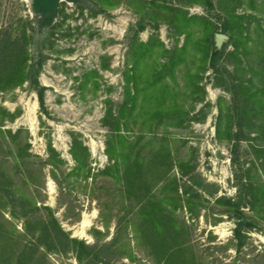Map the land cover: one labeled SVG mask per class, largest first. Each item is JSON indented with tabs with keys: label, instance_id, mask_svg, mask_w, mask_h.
<instances>
[{
	"label": "rangeland",
	"instance_id": "rangeland-1",
	"mask_svg": "<svg viewBox=\"0 0 264 264\" xmlns=\"http://www.w3.org/2000/svg\"><path fill=\"white\" fill-rule=\"evenodd\" d=\"M230 11L246 18L239 57L209 37ZM47 21L33 0H0V61L20 53L29 68L23 86L0 88V264H264V195L252 209L243 187L264 186V118H239L233 100L240 80L264 81V0H60ZM137 49V100L120 118ZM118 127L139 185L107 155ZM220 198L241 203V241L243 217ZM154 203L178 229L172 242L151 208L139 212ZM168 245L181 247L169 263Z\"/></svg>",
	"mask_w": 264,
	"mask_h": 264
},
{
	"label": "trees",
	"instance_id": "trees-1",
	"mask_svg": "<svg viewBox=\"0 0 264 264\" xmlns=\"http://www.w3.org/2000/svg\"><path fill=\"white\" fill-rule=\"evenodd\" d=\"M34 1V5L36 6V10L38 11V13H40L42 16H46L47 17V23L50 24L56 17V13L58 10V7L60 5V0H33ZM68 1H72L75 2L76 0H68ZM181 17V22L182 23H188L190 21H192L193 19H189L187 16H183L180 15ZM227 20L225 22L224 28L222 30V34H226L228 35L229 33H232L230 37V40L232 42H234V46H235V50L233 53H231V56L233 57H239L241 54L240 52V45L239 44H243L246 45L248 44V39L244 38L242 34H238L235 33V29H241L243 27V23L245 22L246 18L245 17H241L236 15L235 11H230L227 13ZM195 20V19H194ZM239 26V27H238ZM216 33L214 30H209V37L214 36ZM245 40V43H243V41ZM3 47V44H0V48ZM140 48H144V45H141ZM23 54H26V52L23 51ZM135 57H136V67L134 69V74L135 76L133 77H127V86H126V100L123 104V106L121 107L120 110V118H123L125 116V114L127 113V111H129L130 106L131 108L133 107V104L136 102L137 98H132L131 95V89H130V83L131 80H135L136 76H138V70L137 67L139 66V63L142 60V55H143V51L141 49H137L135 50ZM249 54V52H248ZM20 53H15L13 54L11 57H7L6 61H0V68H2L3 66L7 65V73L5 74V76L0 75V80L4 79L5 80V85L4 87H2V84H0V88L2 90L4 89H14L16 87H21L23 86L28 80H29V68L27 66V59H23V61H20ZM260 55L263 56L264 58V53H260ZM219 59V53L218 52H213V58H212V67L215 68V66L217 65V61ZM10 65V66H9ZM238 69L240 68L241 64L237 65ZM261 70V69H260ZM264 70V68H262V71ZM157 76V80H161L164 77V73L163 71L159 72V74H156ZM235 88V94L233 96V100L236 103V108L235 110L238 111V116L239 118L243 119L244 117H249L251 114H257L258 116H263L261 118H264V81L262 82L261 86L259 89H256L255 86H253V84L248 85L247 83H245L244 81L240 80L238 85L234 86ZM238 100L243 101V106H239L237 105ZM133 110V109H132ZM131 110V111H132ZM112 113L110 112L108 117H112ZM117 123L120 125V119L117 120ZM259 128L256 129L255 134L256 135H263L264 134V119H262L259 122ZM241 128V126H240ZM241 133L243 132V129H240ZM114 132V136H112V140H110L107 144V155L110 159L111 162H114V167H118L119 164L123 165L124 168L126 169V174L128 177V179H130L132 182L130 183L133 186L139 185L142 183V163H140L139 160V156L136 157V161L133 165L134 167L131 168V165L129 163V157H130V152L128 151L127 146L130 145V141L128 138H126L121 130L118 128H115L113 130ZM119 145V146H118ZM118 146V147H117ZM84 152H88L86 147H83ZM54 152V150H53ZM169 153V152H168ZM258 153L261 154V156L263 157V164H264V144L259 146L258 149ZM75 155V160L76 162L80 165L81 161L78 158V156L76 154ZM121 161V163H120ZM129 167V168H126ZM263 169H264V165H262ZM79 170V169H78ZM131 170H133L136 174V176H132L131 174ZM263 172V171H262ZM104 174H108V172H103ZM244 184V183H243ZM248 185H243V187L247 186L248 187V191L250 192L248 196H250V203L249 205L252 207V209H255L256 203H257V193H260L262 195H264V186L262 188L259 187V185H255V184H250L247 183ZM190 189H185V193L189 195V191ZM219 204H224L226 205L228 208H230L233 213H236L237 215L242 216V212H241V203L240 202H232L231 200H226V199H218L217 200ZM161 206L158 203H154L153 205L150 204V206H142L140 209V214H145L147 213V210L151 208V213L155 214L154 215V227L155 229L160 232L163 231L164 228H166L167 230V235H165L166 237H168L169 242H172L173 240L176 239V237L178 236V234H175L178 232V229L175 228V225H171L172 223H170V220L164 215V212L161 211L160 208ZM243 217V216H242ZM170 226V228L168 227ZM248 223L246 221H244V217L243 220L238 222L237 224V228L235 230V235H236V239L240 240L242 239V232L243 230H245L248 227ZM64 234V233H63ZM164 237V235H163ZM71 242L74 244H77L81 247L82 250L86 249V246L83 243H79L77 240L75 239H71ZM169 242L167 241L166 243L169 244ZM160 243V242H158ZM156 245V247H161V244ZM166 247V244L164 245ZM171 248V249H170ZM180 245H176L174 248L169 246L167 247V249H169V252L171 251V258H169V261L172 260L173 257H175L177 254V252H175L176 250L179 251L180 249ZM26 252H24L23 254V262L27 263V262H31V258L32 255L29 256V258H27L26 261ZM15 258V257H14ZM176 259V258H174Z\"/></svg>",
	"mask_w": 264,
	"mask_h": 264
},
{
	"label": "water",
	"instance_id": "water-1",
	"mask_svg": "<svg viewBox=\"0 0 264 264\" xmlns=\"http://www.w3.org/2000/svg\"><path fill=\"white\" fill-rule=\"evenodd\" d=\"M230 41V37L226 34L217 33L215 34V45L218 49H221L224 44Z\"/></svg>",
	"mask_w": 264,
	"mask_h": 264
},
{
	"label": "bare ground",
	"instance_id": "bare-ground-1",
	"mask_svg": "<svg viewBox=\"0 0 264 264\" xmlns=\"http://www.w3.org/2000/svg\"><path fill=\"white\" fill-rule=\"evenodd\" d=\"M85 220H86V219H85ZM85 220L82 222V226H81V227H83V228H85L86 225H87ZM79 236H81V237H85V233H84V231H83L82 233H80Z\"/></svg>",
	"mask_w": 264,
	"mask_h": 264
}]
</instances>
